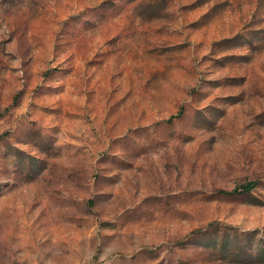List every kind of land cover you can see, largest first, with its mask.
<instances>
[{
    "label": "rangeland",
    "instance_id": "rangeland-1",
    "mask_svg": "<svg viewBox=\"0 0 264 264\" xmlns=\"http://www.w3.org/2000/svg\"><path fill=\"white\" fill-rule=\"evenodd\" d=\"M0 264H264V0H0Z\"/></svg>",
    "mask_w": 264,
    "mask_h": 264
},
{
    "label": "trees",
    "instance_id": "trees-1",
    "mask_svg": "<svg viewBox=\"0 0 264 264\" xmlns=\"http://www.w3.org/2000/svg\"><path fill=\"white\" fill-rule=\"evenodd\" d=\"M255 186L254 182H247L245 184L242 185H238L236 187H234L231 191H224V190H220V193L223 194H228V195H232V194H236V193H242V192H249L251 189H253V187Z\"/></svg>",
    "mask_w": 264,
    "mask_h": 264
}]
</instances>
